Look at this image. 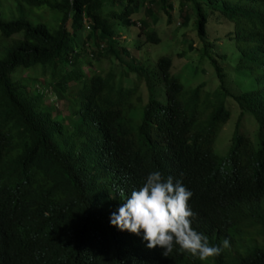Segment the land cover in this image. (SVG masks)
<instances>
[{
    "label": "trees",
    "instance_id": "obj_1",
    "mask_svg": "<svg viewBox=\"0 0 264 264\" xmlns=\"http://www.w3.org/2000/svg\"><path fill=\"white\" fill-rule=\"evenodd\" d=\"M13 1L16 16L0 15V38H12L0 45V264H264V0H177L183 26L192 18L199 40L189 49L219 80L214 90L184 82L171 55L144 66L119 39L120 27H139L136 37L158 43L148 18L155 23L163 11L171 22L169 0ZM40 7L56 20L34 16ZM206 9L233 23L225 38L233 48L219 60ZM110 57L119 71L94 68L95 58ZM226 70L236 92L224 85ZM131 74L145 80V103L138 82H123ZM48 91L68 101L67 124ZM227 97L241 109L238 123L247 111L261 118L256 145L236 128L221 154ZM152 171L193 193L192 227L220 255L201 261L176 246L165 257L146 247L142 232L111 226V214Z\"/></svg>",
    "mask_w": 264,
    "mask_h": 264
},
{
    "label": "rangeland",
    "instance_id": "obj_2",
    "mask_svg": "<svg viewBox=\"0 0 264 264\" xmlns=\"http://www.w3.org/2000/svg\"><path fill=\"white\" fill-rule=\"evenodd\" d=\"M147 1V0H146ZM145 1V2H146ZM174 5V10L171 14V22L167 21V17L163 11H160V15L156 18L155 23H152V17L148 18L149 24L154 25L158 36L160 37V41L158 43H148L144 42V37L139 38L138 36V28H128L124 30L120 27V35L119 39L124 42V45L128 47L130 54L140 61L144 66L152 67V64L155 63L156 58L160 55H171L173 58V71L176 74H181L182 80L187 82L191 86H196L200 83H204V87L209 90H214L217 88L219 84V80L215 77L214 68L212 65L209 64V61L204 58H199V51L197 50H190L188 47L190 39L195 41L196 47L199 44V40L196 37L192 18L189 20L186 27L182 24V15L183 12L178 11V1L177 0H169ZM237 1V0H236ZM46 7H40V9H34L35 12L33 13L34 16L37 14H41L45 17L42 18V22H47L45 19H55L58 14L54 11H46ZM208 10V23H207V33L208 39L212 43L211 50L214 52V57L219 60L218 53H224L226 51L225 48H233L231 42H228L225 38L232 36L233 31V23L226 20L221 14L217 11ZM26 16L33 20V15L31 16L30 11L26 9ZM17 12L15 9V3L13 0H2L0 1V15L3 18L10 19L13 16H16ZM144 13L142 9L138 13L139 16H142ZM147 19V15H145ZM155 18V17H153ZM37 21H41L39 19H35ZM49 22L54 23L53 20H48ZM52 24L50 23V26ZM88 29L82 31V35L87 33ZM19 35H15L17 37ZM10 39L0 38V45L10 43ZM80 40V38H79ZM123 59L128 61V58L123 56ZM136 62V61H135ZM225 64V63H224ZM94 68H100L101 71L107 72L110 69H117L119 71V67L121 65L119 62L114 58L110 57L109 59L103 58L101 60L94 59L93 60ZM197 67V70H196ZM84 70L87 71L86 65L83 66ZM28 75L32 77H36L33 73V70H28ZM27 72L25 71L24 74L19 72L18 78L21 77H29L26 75ZM24 77V78H26ZM41 78V77H40ZM32 82V81H29ZM125 85H131L133 82H138L139 89L138 93L141 94L143 98V102L145 103L148 98V90L145 84V80L140 79L138 80L133 74H131L130 78L123 80ZM224 85L230 90L236 92V88L238 84L234 81H231L229 74L225 75ZM48 97V104H54L55 110L60 111L62 116L63 122L65 124L68 123L69 118V109H68V101L66 98H60L56 96V94H51L49 91L46 93ZM227 102L225 103L227 108L230 109V116L228 120L222 126L220 130L219 136L216 141V147L219 149V153H223L225 150L228 149L232 136L237 128V130L247 134L251 141L256 145L258 143L257 138V131L259 127L260 116L256 113V111H247L243 115V120L238 123V118L240 116L241 109L239 108L238 103L230 98L227 97ZM73 101V100H72ZM75 107H78L79 96L78 99L76 98ZM56 113V112H55ZM54 113V114H55ZM73 120H75V117ZM70 120H72L70 118ZM254 232V231H252Z\"/></svg>",
    "mask_w": 264,
    "mask_h": 264
},
{
    "label": "clouds",
    "instance_id": "obj_3",
    "mask_svg": "<svg viewBox=\"0 0 264 264\" xmlns=\"http://www.w3.org/2000/svg\"><path fill=\"white\" fill-rule=\"evenodd\" d=\"M121 197L125 193L121 191ZM193 193L172 177L165 179L160 171H152L138 190H132L110 216V224L121 232L140 236L148 249L160 247L162 255L170 256L176 246L182 252L198 256L201 261L221 253V246H212L208 237L192 227L196 216L189 205ZM223 248L230 241L221 242Z\"/></svg>",
    "mask_w": 264,
    "mask_h": 264
}]
</instances>
